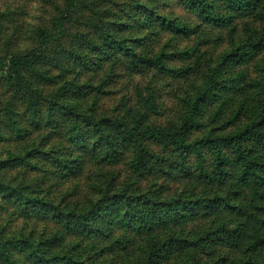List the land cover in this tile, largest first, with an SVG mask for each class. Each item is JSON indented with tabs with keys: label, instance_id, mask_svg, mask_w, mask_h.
<instances>
[{
	"label": "trees",
	"instance_id": "trees-1",
	"mask_svg": "<svg viewBox=\"0 0 264 264\" xmlns=\"http://www.w3.org/2000/svg\"><path fill=\"white\" fill-rule=\"evenodd\" d=\"M97 5L66 0L33 29L0 13V264H264V67L250 85L262 97L253 116L232 133L215 127L228 92L245 87L230 73L264 53V0ZM237 21L245 38L208 67L175 119L156 122L152 97L144 112L98 117L106 92L93 78L108 66L186 78L191 69L174 64L197 50L173 42ZM125 160V183L76 198L89 165ZM161 181L189 186L173 195Z\"/></svg>",
	"mask_w": 264,
	"mask_h": 264
},
{
	"label": "rangeland",
	"instance_id": "rangeland-1",
	"mask_svg": "<svg viewBox=\"0 0 264 264\" xmlns=\"http://www.w3.org/2000/svg\"><path fill=\"white\" fill-rule=\"evenodd\" d=\"M92 1L98 4L97 7L99 9L112 7L114 3L119 2V0ZM65 5L66 0H0V13L9 14L8 12H11V16L20 22V24L9 23L7 25L21 27L24 24L27 28L33 29L49 25L50 20L57 15L56 10L58 8L64 10ZM173 13L175 16L189 17L186 12H182L180 9L173 10ZM80 14L90 16L88 11L80 12ZM245 22L237 21L234 25V30H232L233 28H229L228 30L202 28L200 30L202 32L199 35L193 36L190 39L183 38L174 42L170 39L175 48L173 50H197L190 59L174 64L176 67H188L189 70L191 69L186 78H174L149 71L144 74L135 75L127 71L124 64L113 67L108 66L105 72L93 78V82L97 83L96 85L104 83L102 88L106 92V94L98 96L99 100L96 108L98 117L116 118L132 116L138 111L144 112L146 101L152 97V99H155L156 107L160 111V116L155 119L156 122L166 123L175 119L180 112L181 100L189 96L196 87L201 85L204 75L208 72V67L213 65L222 53L227 52L236 43L245 38ZM190 23L195 25L197 21L190 18ZM74 30L85 32L87 29L80 24H76L72 32ZM165 38L161 45L168 41L170 37ZM259 67H264V53L251 63L238 66L230 73V75L237 77L240 86L245 85V87L243 91L236 92L234 90L228 92L229 94L226 97H230V100L227 102L223 116L216 123V128H224L223 130L227 133L239 130L253 116L252 113L256 111L259 105H261L259 102L260 100L262 101V97L250 87L255 80L260 78ZM241 77H243L242 80ZM262 105L264 106L263 102ZM19 109L22 110L21 105H19ZM213 110L214 107H210L209 114ZM208 117L209 115L207 114L204 122H208ZM128 158L129 156L126 157V160ZM126 160L115 167L89 165L82 180L81 188L79 187V195H76V198L80 199L84 197V200H86L87 198L96 196L97 189L107 180L108 182L114 180L117 185L125 183L131 176L126 165ZM11 175L16 176L17 172ZM31 177L33 175L29 178ZM153 182L149 179L142 181L141 190L149 188ZM161 183L166 185L171 191L170 194L172 193L173 195L180 193L184 188L187 189L189 186L186 184L178 185L172 181H161ZM65 187V192H69L75 185L71 183ZM201 191L202 189L198 192ZM74 198H72L73 201ZM205 227V224H198L190 229L192 231H200L204 230ZM140 242L143 243V241Z\"/></svg>",
	"mask_w": 264,
	"mask_h": 264
}]
</instances>
